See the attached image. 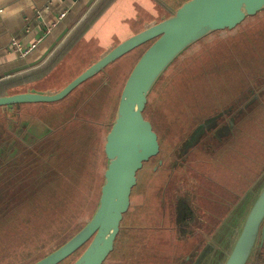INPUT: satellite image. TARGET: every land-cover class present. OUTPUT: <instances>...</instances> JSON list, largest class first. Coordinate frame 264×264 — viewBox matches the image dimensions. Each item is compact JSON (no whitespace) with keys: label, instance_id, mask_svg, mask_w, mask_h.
<instances>
[{"label":"water","instance_id":"1","mask_svg":"<svg viewBox=\"0 0 264 264\" xmlns=\"http://www.w3.org/2000/svg\"><path fill=\"white\" fill-rule=\"evenodd\" d=\"M110 3L102 0L82 20V29L85 30ZM263 9L264 0H187L169 17L111 47L59 90L0 94V107L57 102L109 64L151 42L131 67L121 88L111 126L105 134L102 151L106 165L93 214L72 237L31 264H59L82 247L83 251L71 264H103L106 261L114 249L123 216L129 209L136 174L143 163L159 151L157 134L144 117L148 97L156 82L191 45L212 32L232 30L245 18ZM61 56L63 54H58L53 62ZM17 79L22 80L21 76L0 80V86ZM203 129V125H199L194 130L184 143L185 149L195 143ZM263 242L264 179L250 186L225 214L193 264L255 263Z\"/></svg>","mask_w":264,"mask_h":264},{"label":"rangeland","instance_id":"2","mask_svg":"<svg viewBox=\"0 0 264 264\" xmlns=\"http://www.w3.org/2000/svg\"><path fill=\"white\" fill-rule=\"evenodd\" d=\"M186 1L187 0H119V2H116L106 15L94 26V30H96L98 35L94 39H91L89 35L86 41H83V46L88 47L89 51L86 50L87 48L82 49L80 46L73 50L68 57L55 69L51 70L42 81L37 82L34 89H40L43 92L49 93L52 87L56 84H60L58 86L59 88H56V90H59L60 87L62 88L64 86L67 80H70L78 71L80 72L83 67H86L87 62L92 56L91 54L89 57L87 52H100L107 47V45H117L129 36L169 17L175 9ZM104 34L107 35L105 36ZM96 38L95 44H87L89 42H95ZM135 59L136 58H132L122 70L120 84L117 85L116 89L113 88L114 90L111 93V95H113L111 103L113 106L119 98L123 83ZM90 64H92V62ZM199 79L200 78L193 80L190 78V75L184 74L174 79L173 83H175V86L172 87L169 92H165L164 88L160 86L152 95H149L148 99L150 104L145 110V117L151 121L154 130L159 133L161 149L159 154L146 164L144 163L145 166L136 174L138 182L136 187L132 190L131 208L125 213L126 215L124 214V219L121 222L122 227L120 226L122 229L121 233L119 232L120 240L117 249L120 253V260L116 258L117 254L115 253L114 256L107 259L106 264H139L138 257L146 261L147 264H164V260L159 262L151 260L153 257L157 256L155 253L157 248L156 242L168 247L166 252L163 251V253L159 255L161 257L169 253L181 254L189 249L188 245L184 246L182 243H177L176 241L175 244L173 241L174 233H171L174 223V205L178 198L185 199L193 209V217L189 224V228L191 232L196 234L204 228L205 220L201 219V209L207 211L204 217H206L211 224L215 225L217 218L219 217L220 221L223 216H225L226 210L228 211L232 206L236 198L235 194L239 191L241 183L238 182L236 185L230 177L224 179L220 170L215 167L212 162L207 161L205 165H199L198 163L201 164L202 161L198 159V149H192L181 157L176 156L174 154V149L180 145L179 141H181L185 132L177 130V134L175 135L177 127L173 123H162L166 122L165 120L168 116L179 114L183 105H188L189 110H192L198 101L201 102L202 99H204L205 87L203 89L197 88ZM12 82L17 83V81ZM4 86L5 84L0 86V94L6 92L4 91ZM26 89L27 88H19L16 91H10V93H20ZM214 89L222 91L223 87L218 81H214L213 87L211 86L209 90ZM110 118L111 117L104 116L102 119V125L95 145L96 155L94 163L90 171L87 166L83 168L86 184L81 183L78 185L81 190L75 194L76 196L83 195L84 197L71 204V210L75 209V212L70 220L66 223L61 220V223L47 226L46 229L51 234L55 231L56 226L61 227V229L55 239L33 250L29 254L18 255L20 253H18L16 249H8L5 245L1 244L0 264L33 263L40 259L46 252L54 249L56 244L65 236L72 234L77 226L80 227L84 225L85 222L90 219L96 208L99 190L103 180V171L106 165L102 148L105 134L108 131ZM0 120H2L1 115ZM227 129L226 127H222L221 131L224 132ZM167 130L171 134L167 132ZM217 131L220 132V129ZM256 158L258 164L263 163L264 150L262 148L257 153ZM158 161L162 162L161 168L156 167ZM256 167L257 164L254 163V167H252L247 174L253 175ZM158 172H160L159 176L154 175L158 174ZM163 175L164 177L166 175V178L168 177L169 182L164 192L158 194V183ZM233 176L236 180L238 179V181L239 179H243L241 172ZM245 177L246 174H244V178ZM82 179L83 176L81 175L80 182ZM75 191L76 190H74V192ZM239 198L240 196L237 197V199ZM69 212V208L64 211L65 214ZM213 217H215L214 220H212ZM135 237H137V241H133V244L139 248L138 254L134 248L131 251L126 250L127 248H131L129 247V244L132 243L130 240L131 238L135 240ZM146 237L148 241H145L147 240ZM151 242L153 244H151ZM170 245L173 247H169Z\"/></svg>","mask_w":264,"mask_h":264},{"label":"trees","instance_id":"3","mask_svg":"<svg viewBox=\"0 0 264 264\" xmlns=\"http://www.w3.org/2000/svg\"><path fill=\"white\" fill-rule=\"evenodd\" d=\"M104 35L106 36L107 34ZM141 48L140 50L145 48V46H143L142 49ZM140 50L137 53L135 49L130 53L137 59L140 56ZM92 53L93 52H88V56L90 57ZM129 57L130 54L124 58V60L128 61L127 58ZM119 60L117 59L107 67L116 66ZM122 63H124V61H122ZM224 64H232L244 68L245 72L242 76V81H245L247 85L252 84V89L255 91V94L253 95H251V91L246 92L247 96L245 97L243 107L235 112L233 117L230 118L231 123L234 119L237 121L235 124V129L237 128L236 131H239L237 138L232 137L230 126L229 130H227V133H224L225 135H223V137H217L216 129L212 131V128L216 126V119H219L222 114L210 117V114H212L210 112L192 126L187 136L179 142L180 145L174 149V154L180 157L185 152L195 149L199 145L201 136L204 133H209V136L213 140V144H206L203 146L202 153L204 155L213 152L215 154V156L212 155L213 158H216L220 162H223L224 159L227 161L229 155L239 154L242 157L243 161L241 162L243 165H240L239 163L240 166L235 164L240 162L239 160L231 159V161L226 162L228 168L234 169L238 174L240 172L242 173L243 179H239V181L238 179L233 180L236 185L238 182L241 183V187L237 192V197L240 196L241 198L247 193L250 186L254 183L258 184L264 179V161L262 164H258L256 158L260 149L262 148L264 150V9L257 12L254 16L245 18L244 22L236 28L232 30L212 32L187 48L161 75L150 95H152V93L160 86L164 88L165 92H169L172 87L175 86V83H173L174 79L179 78L184 74L190 75V78L193 80L200 78L197 88L203 89L210 73L220 71L217 70V65ZM113 79L114 78H112V80ZM13 106H15V104L1 107L5 109ZM195 111H200L199 106ZM206 123H208L209 126H207ZM199 125H203V131H201L195 143L185 149L184 143L190 138L191 134ZM225 125L221 124L218 125V127L221 129ZM220 143H222L221 145L223 148H218V146H216V144ZM59 162L60 161H57L53 165V170L56 169V171L48 174V177L44 176L43 179L36 183L31 194L18 196L16 195L17 192L14 187L12 189L14 190L13 194L10 193L5 195L6 198L0 203V205L4 207V211H0V245L3 244L8 249H16V251L20 253L18 255L29 254L33 250H36L55 239L61 229V227L56 226L55 231L51 234L46 229L47 226L61 223V220L66 223L73 216L75 209L71 210L70 206L72 203H75L84 197L83 195L76 196L75 194L81 190L78 185L81 183L86 184L85 173L76 175L73 172V166L68 163L63 166V169H58L57 166L59 165ZM254 163L257 164L256 170L253 175H248L247 172L254 167ZM244 174H246L245 178ZM81 175H83V180L80 182ZM74 190L76 191L74 192ZM237 197L229 210L236 205L240 199H237ZM174 206V234L185 236L191 232L189 224L192 221L193 209L183 198H178ZM67 208L70 209V212L65 214L64 211ZM228 211L226 210V213ZM221 220L218 221L217 225L209 234V238L202 246L197 247L194 252L187 251L188 253L186 252L184 254L185 257L188 255L193 256L190 264L195 262L197 256L202 249L205 248L206 243L210 240L212 233L215 231ZM80 227L77 226L72 234L61 239L54 249L67 241L77 230H79ZM121 227L119 231L120 233L122 229ZM120 233L116 238L114 249L108 258L114 256L115 253L117 254L116 258L120 257V253L117 251ZM130 241H132V243L129 244V247L131 248H127L126 250L131 251L134 248L138 254L139 248L133 244V241H137V237H135V240L131 238ZM145 241H148V239ZM151 244L153 243L151 242ZM156 245L157 248L155 253L157 256L153 257L151 260L157 261V259L163 258L164 264H173L174 261H172L171 256H177L178 254L169 253L168 255L161 257L159 255L163 253V251L166 252L168 247L160 245L158 242H156ZM263 245L264 242L261 246V253L258 252V262L260 260L258 264L264 263ZM83 249L84 247L80 248L59 264H71ZM52 250L46 252L44 255ZM44 255H42V257ZM121 257L124 258L123 256ZM137 259L139 260V264H147V262L140 257ZM106 261L103 264H106Z\"/></svg>","mask_w":264,"mask_h":264},{"label":"flooded vegetation","instance_id":"4","mask_svg":"<svg viewBox=\"0 0 264 264\" xmlns=\"http://www.w3.org/2000/svg\"><path fill=\"white\" fill-rule=\"evenodd\" d=\"M150 43L151 42H147L141 45V47L143 48V46H145V48H147ZM141 47L139 46L136 48L137 53ZM145 48L140 50V55ZM129 54L130 57L127 58L128 61L124 60ZM132 55L133 54L130 52L125 54L120 60L118 59L119 61L116 66L105 67V70L103 69L90 77L66 97L57 102L19 103L5 109L0 107V115L2 117V120H0V203L6 198V194H13L14 190L12 189L14 187L16 188L15 191L18 196L31 194L36 183L43 179L44 176L48 177V174L56 171V169L53 170V165L57 161H60L57 166L58 169H63V166L68 163L73 166L72 169L76 175L85 173L83 169L85 166H87L90 171L95 160V145L102 125V119L104 116L111 117L110 123L108 124L109 130L117 106L118 99L114 106L111 104L113 97L111 93L114 90L113 88L116 89L117 85L120 84L122 70L132 58H136ZM137 59H135V61ZM122 61H124V63H122ZM217 70L220 71L210 73L207 82L203 86L205 87V97L201 102L198 101L192 110H189L188 105H183L179 114L170 115L166 118V122H162L163 124L173 123L177 127L175 135L177 134V130L185 132L181 140L187 136L194 124L210 112L212 113L210 117L222 114L219 119H216V126L212 128V131L215 129V131L219 130L218 125L226 124L223 127L228 128L227 130L231 127L232 137L237 138L239 132L236 131L237 128L235 129L237 121L234 119L231 123L230 118L243 107L245 97L247 96L246 92L251 91V95H253L255 91L252 89V84L247 85L245 81H242V76L245 72L244 68L232 64H224L217 65ZM79 73L80 72L76 75ZM112 78L114 79L112 80ZM69 81L67 80L66 84ZM214 81L220 83L223 87L222 91L216 89L209 90L211 86L213 87ZM6 94L14 93H10L9 91ZM149 104L148 99L145 110ZM198 106L200 111L196 112L195 110L198 109ZM148 121L151 123L150 120ZM152 129L157 134L159 151L155 156L145 161V164L154 159L161 149L159 133L154 130L153 126ZM227 130L224 132L221 130L220 132L217 131V137H223V135H225L224 133H227ZM167 132L169 131L167 130ZM206 144H213V140L209 136V133H204L201 136L199 145L195 148V150H199L198 159L202 161L201 164L197 163L205 165L207 161L212 162L213 165L220 170L224 179L230 177L232 181L235 180L236 178L233 175L237 173L234 169L227 168L226 162L231 161V159L239 160L240 162L235 164L240 166L243 165L241 162L243 161L242 157L239 154L229 155L227 161L224 159L223 162H220L216 158H213V156H215L213 152L206 155L202 153V148ZM221 144L222 143L216 144V146H218V148H223ZM188 152H185L181 156ZM144 163L140 170L145 166ZM156 167L161 168L162 162L158 161ZM159 173L160 172L154 175L159 176ZM168 182V177L166 178V175L165 177L163 175L158 183V194L164 192ZM235 195L237 197V193ZM131 200L132 192L129 209L131 208ZM0 211H4L2 205H0ZM206 213L207 211L201 209V219H204L205 222L204 228L197 234L193 232L185 236L174 234V243L176 241L177 243H182L184 246L188 245L189 249L177 256H171L172 261H174L173 264H190L193 256L188 255L185 257L184 254L187 251L194 252L197 247L202 246L209 238V234L218 223L219 217L215 225H213L204 217ZM214 218L215 217H213L212 220H214ZM173 227L171 233L175 232L174 223ZM169 247L173 246L170 245ZM161 260L164 259H157V261ZM259 262L249 264H258Z\"/></svg>","mask_w":264,"mask_h":264},{"label":"crops","instance_id":"5","mask_svg":"<svg viewBox=\"0 0 264 264\" xmlns=\"http://www.w3.org/2000/svg\"><path fill=\"white\" fill-rule=\"evenodd\" d=\"M101 1L0 0V80L19 76L22 79H17V83L5 85L4 91L27 88L22 92L46 93L40 89H34L35 84L42 81L51 70L61 64L79 46L89 51L88 47L83 46V41H86L89 35L91 39L98 35L94 26L116 2H119V0H104V2L111 3L83 30L82 20L94 11ZM61 13L64 15L59 19ZM13 40L23 47L31 44H35V47L26 56H21L13 50L11 44ZM96 40L97 38L95 42L87 44H95ZM113 46L107 45L100 52H93L86 67ZM58 54H63V56L53 62ZM48 69L50 70L47 72ZM59 85L52 87L49 93L56 91Z\"/></svg>","mask_w":264,"mask_h":264},{"label":"built area","instance_id":"6","mask_svg":"<svg viewBox=\"0 0 264 264\" xmlns=\"http://www.w3.org/2000/svg\"><path fill=\"white\" fill-rule=\"evenodd\" d=\"M63 13L60 14V16L58 17L59 19L63 17ZM12 48L15 52L19 53L21 56H26L34 47L35 44H31L27 47H23L21 46L18 42H16L15 40L12 41Z\"/></svg>","mask_w":264,"mask_h":264}]
</instances>
